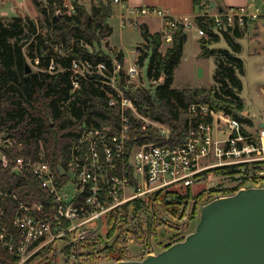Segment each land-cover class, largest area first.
<instances>
[{"label": "built area", "instance_id": "obj_1", "mask_svg": "<svg viewBox=\"0 0 264 264\" xmlns=\"http://www.w3.org/2000/svg\"><path fill=\"white\" fill-rule=\"evenodd\" d=\"M110 1L119 9L118 18L122 28L139 27L140 21L146 17L166 19L164 22L168 32L163 34L166 40H171L170 32L177 20L184 29L195 30L202 37L206 33L199 26V20H209L217 29H225L235 28L238 24L242 26L246 20L264 15V0H248L244 6L227 8L214 14L204 10L192 16L179 17L155 7H131L123 0ZM100 2L102 0H93L94 4ZM120 69L121 65L115 62L111 74L107 76L103 62L96 65L88 61L72 62L70 71L73 78L79 76L87 80L90 78L88 74L95 70L101 76V86L106 85L112 90L106 93V106L118 115L117 123L100 127L82 124L71 148L67 168H59L60 175L68 177L65 185L44 161L43 150L39 155L40 160L30 164L33 176L47 191L51 203L19 204L13 224L21 237L15 245L8 240L1 222L0 207V245L17 256V264H41L42 261H34L43 254H69L62 256L64 264L142 261L157 254L159 247L166 249L182 242V237H176L170 231L176 229L171 224L179 225L178 219L164 212L157 200L147 203L144 196L175 184L191 185L196 181V175L201 174L200 179H204L203 172L207 170L234 167L239 172L238 177L245 182L239 190L252 185H257L253 188H264V127L257 133L246 134L237 119L207 104L188 106L187 112L191 117L195 116V120L189 121L186 139L181 144L170 146L167 142L169 133L160 126V141L140 145L132 151L129 165L137 186L134 188L127 175L125 155L130 133L131 112L128 109H135L132 100L123 96L117 84ZM124 74L126 77L135 76V67H129ZM75 80L74 90L79 88ZM112 126L114 130H111ZM2 144L7 148L17 143L7 138ZM0 160L6 167L7 161L3 155ZM16 164L20 168L23 160H17ZM184 202L183 205L186 204ZM182 210L180 207L173 215ZM159 225L174 235L167 239L168 233ZM161 232L165 238L158 236ZM92 254L98 257L99 254H116L114 257L118 258L97 262L98 259L92 260ZM44 259L45 264L52 261L46 256Z\"/></svg>", "mask_w": 264, "mask_h": 264}, {"label": "trees", "instance_id": "obj_2", "mask_svg": "<svg viewBox=\"0 0 264 264\" xmlns=\"http://www.w3.org/2000/svg\"><path fill=\"white\" fill-rule=\"evenodd\" d=\"M194 1L198 3L200 0ZM52 2L53 0H48L50 9ZM34 3L41 17L39 22L21 17H13L9 22L0 20V140L11 138L17 143L12 147H0V154L7 161V166L3 167L0 160V207L1 222L8 234V240L14 245L21 237L13 224L19 204L28 206L32 203H51L49 194L41 187L30 169V164L40 160V146L44 152V161L55 177L65 185L68 177L61 176L59 168H67L71 148L79 136L82 124L100 127L117 123L118 115L106 107V93H111L112 90L106 85L101 86V76L95 71L87 80L79 76L73 78L70 71L72 62L85 60L93 65L103 62L107 76L111 74L115 62L121 66L124 64L123 52L115 48L110 52L112 56L89 50V47L93 48L101 39L111 36L112 28L108 23L113 12L111 2H100L97 6H92L90 12L75 3L77 13L71 16L63 15L65 9L59 3V17L53 12L48 13L47 8L38 0H34ZM198 24L206 33L199 41V57L208 58L212 55L210 41L218 40V35L208 21L199 20ZM139 31L142 46L136 47L140 52L136 64L143 67L147 61L146 79L157 85L150 92L137 90L134 95H126L132 99L139 114L170 128V146H177L186 139L187 125L189 121L195 120V116L191 117L187 112L190 104L202 103L222 109L241 124L247 127L252 125L241 115L244 106L238 95L241 86L236 77V72H243L241 59L223 50L220 52L222 56L217 58L214 75L217 86L207 90L175 89L172 88L173 73L183 55L186 42V33L179 20L175 21L171 29L172 43L165 54L160 51L163 42L160 32L150 33L144 25L139 26ZM232 33L236 37L241 35L236 29ZM222 34L228 35L226 32ZM51 35L54 40L50 39ZM57 46L63 49L62 54L54 50ZM233 49L238 51L239 47L235 45ZM27 59L37 68L35 72L25 74ZM49 67L52 68V74L46 72ZM118 78V86L122 89L126 78L123 70L118 73ZM74 79L79 84V88L75 90ZM228 82L233 89L227 87ZM243 132L245 133L244 129ZM158 140L154 129L149 127L141 131V123L130 117L125 164L134 188L137 186L129 165L132 151L140 145ZM19 159L23 160L20 168L16 164ZM210 172L230 183L232 181V187L222 186V191L228 193H236L245 183L238 177L239 172L234 167L215 168L205 174ZM212 191L216 189L213 188ZM192 193L190 187H167L149 196L151 200H158L164 207L177 212L182 201L195 195ZM154 234L157 241L155 230ZM162 235V232L158 234L160 237ZM91 256L92 260L98 259L96 254ZM17 263V256L0 245V264Z\"/></svg>", "mask_w": 264, "mask_h": 264}, {"label": "rangeland", "instance_id": "obj_3", "mask_svg": "<svg viewBox=\"0 0 264 264\" xmlns=\"http://www.w3.org/2000/svg\"><path fill=\"white\" fill-rule=\"evenodd\" d=\"M38 1L43 7L47 8L48 13L51 14V12H53L54 14H56L57 17L61 16V13L57 11L59 9V6H58L59 3H61L65 9L63 15L67 14L68 16H71L77 13L75 3L78 6L83 7L87 12H90L92 6L98 5V4H94L93 0H53V2L51 3V9H50L48 7L49 6L48 0H38ZM108 1L111 2L110 0H102V2H108ZM202 1H203L202 3H204V6H202V3H201V7L203 8L202 11L207 10L211 14H214L216 12H222L223 10L227 9V8H224L221 11L217 10L215 12H212L210 11L209 6L206 3V1L205 0H202ZM112 6H115V5L112 4ZM115 7L118 9L117 6ZM118 14H119V10L118 12H116V14L113 10L112 15H111L112 19L110 17L109 20L111 19V21L109 22L108 20V23L110 24L112 28L111 36L106 39H101V41H99L98 44L96 43L94 44L93 48L89 47V50L92 51L93 53L101 52V53L109 54L110 56H112L110 52L112 51L113 48H115L123 52L124 54V64L123 66H121L120 70H123V72H126L129 67H135L136 69L135 76L124 78L125 85L122 88L123 96H125L127 93L134 95L137 92V90H146L150 92L157 85V83L155 82L150 83L146 79L147 61H145L143 67H139L136 64V59L140 54L139 50L136 47L142 46L141 45L142 37L139 31V27L122 28L120 26V19L118 18ZM13 17H21L22 19H30L36 22H39V20L41 19L39 12L35 6L34 0H0V20L2 22H9L12 20ZM147 19L154 20V21L159 20L161 22L162 25H161L160 33L162 34L161 40H163V42H162L160 51L162 52V54H165L167 49L171 47V43H172V38L171 40L170 39L166 40L165 37H163V34L168 32L167 28L165 27L166 25L164 22V20L166 19L146 17L140 21V25L143 20H147ZM260 21H264V15H262L261 17L257 19L246 20L242 26L238 24L236 25L235 28L231 27L232 29H236L240 32L241 34L240 37H236L233 35L231 28L217 29L213 25L214 23L208 20V22L211 25H213L215 28L214 33L218 35V40L210 41L211 44L209 45V48L212 50V55L208 58L199 57L200 56L199 41L201 38L205 37L206 34L205 36L199 37L195 30H191V29L189 30V29L183 28L184 32L185 33L187 32L189 38L183 47V55L177 67L174 69V73H173L172 88L191 89V90L193 89L207 90L208 88L217 86L215 83L214 75L217 70V64H218L217 58H219V56H222V53H220L221 51L225 50L227 52L232 53L233 56L241 59L243 63V66H242L243 72L242 74H238L236 72V75H237L236 77L239 80L240 86H241V90L238 92V95L241 101L243 102V106H244L243 111L241 112V115L252 123V125L249 127L243 126L245 133H257L260 130L258 125L260 123H264V29L260 31L259 24H258V22ZM253 30H255V32H253ZM223 32H226L228 35L224 36V34H222ZM186 38H187V35H186ZM208 38L209 36L206 38V40H208ZM50 39L54 40L53 36ZM226 41L229 42V44ZM235 45L239 47L238 51H235V49H233ZM261 47H262V50H261ZM54 50L58 51L61 54L63 53V49H60L59 46L54 48ZM77 61H80V60H77ZM26 63L28 67L30 68L31 72H35L37 70V68L33 65L30 59H27ZM94 71H91L88 75L92 76ZM46 72L49 74H52L53 73L52 68L49 67L46 70ZM95 73L98 76H100L97 73V71H95ZM116 79H117V84H118L119 78H116ZM227 87L231 89L234 88L230 84V82H228ZM133 107L135 109L134 103H133ZM128 110H130L131 112V114L129 113V118L133 117L141 123V131H145L146 129H149V127L154 129L159 137L158 141H160L161 140L160 132L164 128L165 130L168 131L169 139H170L171 130L167 125L160 124L157 122L155 123L151 121L149 118L144 117L143 115L139 114L136 111V109L135 111L131 109H128ZM111 112L115 114L114 111H111ZM188 115L191 116V114H188ZM160 126H162V129L160 128ZM114 129L115 128L112 126L111 130H114ZM169 139L167 142H169ZM2 141L0 140L1 148L4 147V145L2 144ZM40 149L42 150L41 146H40ZM208 171L209 170L205 172H208ZM205 172H203L204 179L203 178L200 179L201 177H199V175L201 174L196 175V181L193 182L191 185L183 186L181 184H175V185L170 186L174 188L190 187L193 192L192 194H195L192 197L185 199L186 201L185 205H183V203L185 202L182 201L183 203H181L179 207H181L183 210L179 214L173 215L174 212L164 207V205L157 200L159 203H161L160 207L163 209L164 212H166L168 215L172 216L173 218L178 219L177 222L180 226L171 224L172 226H176V229L170 230V231L174 232L176 237H182L181 239L183 240L186 238L187 235L194 232L195 226L199 220L200 209L204 205H206L212 200L233 195V193L231 192L228 193V192L222 191L224 188L232 187L233 185L232 181L230 183L228 180L222 179L221 177L216 176L213 172H210L208 174H205ZM132 174L134 175L133 169H132ZM133 179H135L134 176H133ZM222 186H225V187L223 188ZM252 186L255 187L257 185H252ZM253 187H249V188H253ZM213 188H215L216 191L211 192ZM218 189L219 191H217ZM144 197L147 203L149 200H151L149 195L147 196L145 195ZM186 215H188V217L185 219ZM184 219L186 221H184ZM159 228L162 229L163 226L159 225ZM162 230L168 233L167 239L170 236L174 235V233L170 235V232L167 230V228L162 229ZM162 236L163 238L165 237V235H162ZM165 240L163 241V243L165 242ZM164 249H165L164 247H159L157 250V253ZM66 255L69 256V254H63V255L43 254L39 256L34 261V263L37 260H39V261H42V264H45L44 261L46 259H44V257L46 256L47 259H52L51 262L46 263V264H64L62 256L66 257ZM115 255L116 254H99L98 260L96 261L97 262H103V261L109 262L113 259ZM115 258L117 259L118 256L114 257V259ZM109 263L112 264V262H109Z\"/></svg>", "mask_w": 264, "mask_h": 264}, {"label": "water", "instance_id": "obj_4", "mask_svg": "<svg viewBox=\"0 0 264 264\" xmlns=\"http://www.w3.org/2000/svg\"><path fill=\"white\" fill-rule=\"evenodd\" d=\"M24 67L29 74L27 63ZM117 264H264V188L210 201L182 242L142 261Z\"/></svg>", "mask_w": 264, "mask_h": 264}, {"label": "crops", "instance_id": "obj_5", "mask_svg": "<svg viewBox=\"0 0 264 264\" xmlns=\"http://www.w3.org/2000/svg\"><path fill=\"white\" fill-rule=\"evenodd\" d=\"M127 5L131 7H155L164 10L167 14L174 17H179L183 15H194L200 13L203 10L201 7L202 0L196 3L194 0H123ZM209 6L210 11L215 12L219 8H229V7H240L244 6L248 0H205ZM113 10L116 14L119 9L113 6ZM112 19V17H111ZM109 20V22L111 21ZM260 31L264 29V21L258 22ZM141 25L147 27L150 33L161 32V22L159 20H143ZM215 32V29H214ZM255 32V30H253ZM187 38H189L186 32ZM185 42V44H186ZM184 44V45H185ZM262 50V47H261ZM262 52V51H261ZM261 124V123H260ZM243 125V124H242ZM245 126V125H243ZM259 126V125H258Z\"/></svg>", "mask_w": 264, "mask_h": 264}, {"label": "bare ground", "instance_id": "obj_6", "mask_svg": "<svg viewBox=\"0 0 264 264\" xmlns=\"http://www.w3.org/2000/svg\"><path fill=\"white\" fill-rule=\"evenodd\" d=\"M166 27V26H165ZM219 32V31H218ZM172 36V35H171ZM209 36H212V35H209ZM213 37V36H212ZM171 43V42H170ZM159 125V124H158Z\"/></svg>", "mask_w": 264, "mask_h": 264}]
</instances>
